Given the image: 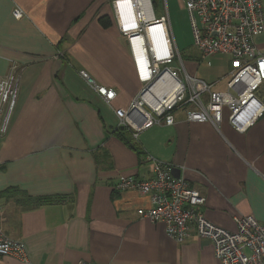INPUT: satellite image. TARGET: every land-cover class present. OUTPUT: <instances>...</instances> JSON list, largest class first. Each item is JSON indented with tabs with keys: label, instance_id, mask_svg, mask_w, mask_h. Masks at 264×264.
I'll list each match as a JSON object with an SVG mask.
<instances>
[{
	"label": "crops",
	"instance_id": "0c3cea01",
	"mask_svg": "<svg viewBox=\"0 0 264 264\" xmlns=\"http://www.w3.org/2000/svg\"><path fill=\"white\" fill-rule=\"evenodd\" d=\"M167 11L165 0L160 16ZM256 44L264 54V33ZM193 46L185 58L178 49L188 73L212 91L228 90L231 57ZM80 70L114 88L115 98L106 101ZM0 75L19 83L0 134V207L6 234L23 241L29 257L6 255L0 264H220L195 222L178 242L164 222L140 214L152 205L149 194L117 187L126 176H153L149 155L181 169L205 197L197 211L210 221L230 231L246 214L264 223V110L245 131L227 108L219 127L188 120L190 105L176 109L170 125L138 135L120 127L115 110L130 105L142 82L111 0H0ZM256 94L264 106V82ZM44 196L60 199L37 205Z\"/></svg>",
	"mask_w": 264,
	"mask_h": 264
},
{
	"label": "built area",
	"instance_id": "2783aa9c",
	"mask_svg": "<svg viewBox=\"0 0 264 264\" xmlns=\"http://www.w3.org/2000/svg\"><path fill=\"white\" fill-rule=\"evenodd\" d=\"M116 21L130 47L142 87L127 108H117L120 125L138 135L155 124L174 123L173 112L183 106L187 119L211 121L219 127L225 109L231 123L245 131L262 115L264 106L257 91L264 82V54L256 37L264 33L262 0H184L191 22L194 44L206 55L227 54L232 60L228 90L212 91L211 85L191 76L176 47L168 11L157 17L153 0H111ZM13 14L24 16L17 5ZM179 60L180 65H171ZM85 81L106 101H112L116 90L97 83L87 71L80 70ZM199 85L201 87H199ZM19 92L14 75H0V134L8 130ZM209 93L205 101L204 93ZM172 96L162 103L168 95ZM154 163L153 176L139 179L123 177L120 189H136L149 194L152 205L140 209L142 216L165 223L168 235L183 242L191 222L198 235L209 238L220 264H264V223L253 214L238 217V229L230 231L207 219L197 207L205 197L182 176H174L173 165L148 156ZM5 216L0 207V258L16 256L29 261L26 244L6 234ZM78 264H95L82 259Z\"/></svg>",
	"mask_w": 264,
	"mask_h": 264
},
{
	"label": "rangeland",
	"instance_id": "374dc122",
	"mask_svg": "<svg viewBox=\"0 0 264 264\" xmlns=\"http://www.w3.org/2000/svg\"><path fill=\"white\" fill-rule=\"evenodd\" d=\"M154 8L157 16L165 12V0H153ZM168 3V13L172 32L175 36L179 51L183 58L187 53L195 51L193 31L189 19L188 11L184 6L183 0H166ZM180 65L179 61H175L171 65ZM174 65V66H175ZM258 92V91H257Z\"/></svg>",
	"mask_w": 264,
	"mask_h": 264
},
{
	"label": "trees",
	"instance_id": "16d2710c",
	"mask_svg": "<svg viewBox=\"0 0 264 264\" xmlns=\"http://www.w3.org/2000/svg\"><path fill=\"white\" fill-rule=\"evenodd\" d=\"M101 22H102V24L104 25V26H109V24L111 23V20H110V18L108 17V16H103V17H101ZM121 128H123V129H128L129 130V128L128 127H126V126H120ZM131 130V129H130ZM13 190H15L13 187H9V188H7L5 191H3V193L2 194H8V193H11ZM60 199V197H40L38 200H39V202H36V204L37 205H40V204H45V203H51V202H57L58 200Z\"/></svg>",
	"mask_w": 264,
	"mask_h": 264
},
{
	"label": "water",
	"instance_id": "95a60500",
	"mask_svg": "<svg viewBox=\"0 0 264 264\" xmlns=\"http://www.w3.org/2000/svg\"><path fill=\"white\" fill-rule=\"evenodd\" d=\"M172 172L176 177L181 176V169L178 166H173Z\"/></svg>",
	"mask_w": 264,
	"mask_h": 264
},
{
	"label": "bare ground",
	"instance_id": "6f19581e",
	"mask_svg": "<svg viewBox=\"0 0 264 264\" xmlns=\"http://www.w3.org/2000/svg\"><path fill=\"white\" fill-rule=\"evenodd\" d=\"M171 96H172V94L168 95V96H167L166 98H164L163 100H162L161 97H160V99H159V103H162V102H164V101H167Z\"/></svg>",
	"mask_w": 264,
	"mask_h": 264
}]
</instances>
